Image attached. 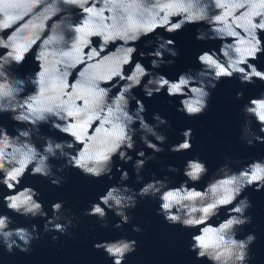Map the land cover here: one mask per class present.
Segmentation results:
<instances>
[{"label": "water", "instance_id": "water-1", "mask_svg": "<svg viewBox=\"0 0 264 264\" xmlns=\"http://www.w3.org/2000/svg\"><path fill=\"white\" fill-rule=\"evenodd\" d=\"M10 3L12 18L9 26L0 31V38L6 40L10 36L17 35L22 47L29 45L22 52L25 62L15 67L14 71L19 75L35 71L43 72L45 69L50 74L54 73L51 91L41 95L36 93L34 88L28 89L37 96L41 104L53 103L57 98L66 99L75 95L76 107H83L84 98L92 95L93 90L83 86L77 91L76 86L79 83V73L90 65H96V71L101 76L111 73L117 67L121 68L124 77H112L105 85L112 88V95H116L120 91L118 86H121L128 74L133 72L135 62L141 59L139 52L149 50L145 48V40L142 39L136 44L138 51L134 57L128 64H122L124 57L129 55L127 48L131 47V44L113 40L102 47L101 37L93 33L103 26L112 28L113 12L98 0H88L82 9L72 10L76 26L83 29L79 37H65L59 27L52 29L53 22L59 17L54 14L55 6H49L47 0L35 7L27 3V0H10ZM131 6L143 7L137 0H132ZM159 8L160 16L167 14L171 23L180 22L185 12H191L193 16L202 14V10L188 0H160ZM260 10V4L250 8L248 4L241 6L237 0H228L224 8L214 13L217 19L227 18L232 24L234 35L224 42L220 39L208 41L196 39L197 29L209 27L205 22L187 24L182 30L171 35L163 28L157 30L159 34L176 41L180 56L173 58L166 55L167 59H175V64L155 69L169 78L168 82H160L159 86L165 88L164 91L148 98L142 91L143 85L134 89L135 96L142 100L147 108L145 115L149 122H155L153 113L158 112L167 117L172 125L171 128L165 126L161 129L168 136V141L164 145L165 151L157 153L156 160L148 161L142 172V182H137L132 163H124L118 156L114 157V179L103 177L94 180L84 176L78 169L72 168L67 170L68 179L59 188L38 175H30L32 164H26L21 168L19 164H12L0 158V234L11 232V238L18 239L17 231L34 235V226L40 230V239L33 240L27 253L21 252L18 248L13 253H8L0 245V264H238L236 256L240 249L238 243L232 241L237 238L242 239L249 232H255L257 236L256 242L251 246V264H264V189L256 191L255 185L245 189L243 195L248 196L252 201V208L248 210V214L253 217V221L238 230V237L235 235L237 214L231 211L235 202V193L240 187L247 184H264V144L257 143L254 147H248L240 139V136L252 138L261 127H264V122L259 119L264 115V84L257 81L255 85H242L236 77L223 78L212 90L210 108L202 116L190 118L176 110L180 101L194 107L199 104L200 98L196 91L198 86L193 83L181 85L177 79L181 72L189 68L202 67L198 62L199 54L208 51L207 54L217 60L218 64L227 66L219 53L222 43L229 51L237 45L246 51L258 41L259 48L264 49V31L250 32L241 27V24L247 23L252 14ZM92 11L102 13L103 25L96 21L84 23ZM45 16H47L46 20ZM4 19L8 17L0 15V20ZM256 20L258 22L259 17H256ZM41 22L44 25L43 30L39 27H31L32 24ZM132 23L133 26L139 24L135 16ZM92 52H96L95 57L91 55ZM257 54L259 59L256 61L249 59V62L256 63L257 70L264 72V52ZM6 55V50L0 49V56ZM76 58H79V62L65 80L61 73L67 67L69 60ZM150 59H143L142 62L146 67H150ZM211 72L212 66L206 65L203 76L207 77ZM10 79L11 77H4L0 79V83L10 87ZM169 83L179 88L174 94L175 97L167 95L166 88ZM241 89L244 90V98L236 100V92ZM242 106H246L247 114L240 112ZM136 107V101L132 100L131 108L134 110ZM69 123L79 124L86 139L100 132V122L95 120L88 122L86 117L79 120L71 119ZM25 126L12 120L10 114H0V128L5 129L0 134V150L11 149L8 155H15L22 147L14 137L16 129ZM188 128L193 130L192 141L190 135H181V132ZM40 131L57 140L70 139L59 131L52 130L48 124H42ZM113 131L105 126L102 135H110ZM259 134L264 135V133ZM136 139L137 151L144 148L146 153L152 154L151 149L145 148L140 143L139 135ZM191 143L193 145L191 150L185 151L184 146ZM171 145L176 153L168 151ZM37 146L42 147V142L37 141ZM76 148H80L83 152L89 148V143L81 141ZM130 154L134 159L136 158V152ZM225 157L231 158L233 164L217 172L219 166L225 162ZM197 158L207 163L208 173L206 175L202 172L197 173L202 177L198 183L189 182V185H182L186 180L182 174L185 162L191 159V170L195 172L200 166ZM50 162L56 167L64 163L55 159ZM168 164H175L181 169V173L169 172ZM116 166H122L129 171L131 178L124 183L136 189L154 177L167 176L170 181L167 188H164L163 184L155 187L162 198L172 195L173 200L179 205L177 213H183L193 221L192 229H185L179 224L166 223L156 212L160 202L152 199H142L137 208L130 211L134 217L132 223L139 224L144 229L139 234L132 231L131 224L125 225L122 230L114 229L112 224L119 217L113 216L111 212L108 214L109 227L106 229L101 227V222L96 217L83 215L84 209L89 207L90 202L98 200V197L105 194L111 185L120 183L121 172L116 171ZM14 174L15 179L12 178ZM114 194L120 193L116 191ZM57 201H64L65 214L76 213L78 220L74 222V227L69 229V234L61 235L58 241H53L52 236L60 234L45 232L44 226L46 223L49 226L56 223L50 205ZM184 201L188 203L185 204ZM40 202L43 203V207L35 208V215L24 213V208ZM202 208H208V212L200 211L199 209ZM185 209L187 211H184ZM192 235L198 241L203 240L201 247L209 254L201 260H197L196 254L189 251ZM2 239L3 236L0 235V240ZM130 239H136L138 247L124 260L132 244ZM95 244L100 249L94 247ZM210 257H215V260Z\"/></svg>", "mask_w": 264, "mask_h": 264}, {"label": "clouds", "instance_id": "clouds-1", "mask_svg": "<svg viewBox=\"0 0 264 264\" xmlns=\"http://www.w3.org/2000/svg\"><path fill=\"white\" fill-rule=\"evenodd\" d=\"M45 0H27L32 7L41 5ZM103 3L109 10L113 12L112 28L103 26L98 29L94 35L101 37V46H106L110 41L120 40L125 44H131L127 48L128 56H125L122 64H128L134 54L138 51L136 44L142 39L145 40V48L148 51H140V60L134 64L133 72L128 74L124 79L123 84L118 86L120 91L116 95H112V88L105 85L112 77H124L120 67L115 68L111 73L101 76L97 73L96 65H90L87 69L79 73V83L77 84V91L83 86H87L92 91V95L84 98V106L76 107L77 96H70L66 99L57 98L53 103L41 104L37 96L28 91L34 88L36 93L43 95L46 91H51L53 86L54 73H49L47 69L43 72H30L26 75H19L14 71L15 67H19L25 62L22 52L26 50L29 45L20 44L17 35L8 37L6 40L0 38V49L7 52L6 56H0V79L4 77H11L9 80L10 87H6L4 83H0V114H10L12 120L18 124H24L25 127H18L16 129L17 142L22 147L17 150L15 155L9 156L11 149L0 150V158L12 164H19L23 168L26 164H32L30 175L40 176L48 180L56 187H62L67 181V170L75 168L78 169L84 176L90 177L94 180H100L107 177L109 180L114 179V157H119L124 163H132L133 170L136 174L138 183L143 181L142 172L150 160H156L157 153L165 151L164 145L168 141L166 132L161 129L165 126L171 128L172 125L167 117L160 113H153L154 123L149 122L145 113L147 108L144 102L138 99L134 94V89L142 87V91L148 98L161 93L165 88H161L160 82H168L169 78L161 73L155 71L165 65L175 64V59H167L170 57H179L180 51L176 47V41L167 38L158 33V29L163 28L168 34H174L182 30L187 24H195L205 22L209 27L207 29H197L196 39L198 41H208L220 39L224 42L229 37L234 35L232 31V24L227 18L217 19L214 14L217 10L225 7L228 0H188L189 3H194L198 9L202 10V14L193 16L191 12L183 13V19L178 23H171L167 18V14L160 16L161 9L159 8L160 0H137L143 7L133 8L131 6L132 0H98ZM243 6L248 4L250 8L256 7L260 4L261 10L255 12L247 20L246 24H241L246 31L255 32L257 30L264 31V0H237ZM49 6H55L54 13L59 17L52 24V29L59 27L64 33L65 37L74 36L79 37L83 29L76 26L73 16L74 8H83L88 0H47ZM10 0H0V15L8 17V19L0 20V31L7 28L11 21ZM139 21L138 26H133V17ZM256 17H259L257 22ZM47 19V16L44 17ZM102 13L92 11L88 19L84 21L85 24L96 21L103 25ZM238 23V22H237ZM31 27H39L43 30V23L32 24ZM259 42L246 51H243L240 46H233L229 51L222 43L219 53L224 58L227 66H221L217 60L212 59L207 52L204 51L198 55V62L202 65L200 69L189 68L187 71L181 72L178 76L181 85H188L189 83L196 84L198 87L199 104L192 106L179 102L176 110L183 113L185 116L194 118L202 116L209 108L212 98V90H214L221 79L233 78L239 79L242 85H255L257 81L264 84V72L258 71L256 63L249 62L259 59L257 53L264 52V49L259 48ZM214 51H216L214 49ZM71 55V54H66ZM93 57L96 52H92ZM145 58L150 59V67H146L142 62ZM79 58L71 59L67 67L64 68L61 75L66 80L75 69ZM206 65L212 66V72L207 77L203 76V69ZM147 80L145 81V78ZM169 97H175L179 88L172 83H169L166 88ZM244 90L236 92V100L244 98ZM132 100L136 101L137 107L133 110L131 108ZM240 112L247 114L246 106L240 108ZM86 117L88 122L93 120L100 122V132L96 136L85 138L83 130L79 124H71V119ZM261 122H264V115L259 117ZM48 124L52 130H57L60 133L70 137V139L57 140L52 136H47L41 133L40 126ZM107 126L114 131L109 134H103L104 127ZM5 129L0 128V134ZM264 127L259 129V132L254 134L252 138H245L240 136V139L248 147H254L257 143L264 144ZM137 135L139 141L145 148L151 149L152 154L146 153L144 148L137 151ZM182 136L190 135L191 141L193 139V130L191 128L184 129L181 132ZM37 141L42 142V147L37 146ZM81 141L89 143V148L83 152L80 148L77 149V144ZM193 147L185 145V151L191 150ZM176 153L174 147L171 145L168 149ZM136 152V158L130 154ZM62 160L64 163L59 167L54 166L51 160ZM190 160L185 162L182 174L186 180L182 183L192 184L198 183L201 180L203 173L206 175L209 171L207 163L200 161V166L196 168L195 172L191 170ZM134 161V162H133ZM231 158L225 157V162L222 163L217 172L225 168L231 167ZM169 172L181 173V169L175 164H168ZM116 171L121 172L120 183L108 187L105 194L100 195L98 200L90 202L89 207L84 209L83 215L88 217H96L101 222L102 228L109 227V212L115 217H119L112 227L114 229H124L125 225H132V231L135 233H142L144 229L139 224H133L134 217L130 214L139 205L142 199L158 200L159 206L156 209L158 215L163 217L164 221L170 225L179 224L185 229H192L193 221L183 213H177L179 206L173 200L171 194L166 197H161L155 185L163 184L167 188L170 184L167 176L163 178L154 177L147 183H143L139 189L133 188L124 183L131 178L127 169L122 166H116ZM58 173H65L60 175ZM6 175V173H5ZM15 179V174L12 177ZM255 179V177H253ZM6 182V181H5ZM255 185V190L260 191L264 189V184H247L240 187L235 193L234 206L231 211L237 214L235 219V235L238 237V230L245 225L251 224L253 217L248 214V210L252 208V201L248 196L243 195L247 187ZM163 190V189H162ZM119 191V195L114 192ZM38 192V191H37ZM39 194V192H38ZM185 204L188 201H184ZM15 208V205H13ZM43 207V203L33 205L32 207L24 208V213H33L35 215V208ZM55 217L56 223L49 226L48 223L44 226L45 232L59 233L60 235H53L52 240L58 241L61 235L69 234V229L74 227V222L78 220L76 213L71 215L65 214V202L57 201L50 205ZM207 213L208 208L199 209ZM19 211V209H17ZM184 211H187L185 209ZM196 211V209H193ZM176 213V214H174ZM46 215V213H45ZM35 234H30L24 231H17L18 239H13L11 232H4L0 235L3 239L0 240V245L8 253H13L15 249L21 252H29L33 240L40 239V230L34 226ZM132 244L128 248L127 255L134 253L138 247L136 239H130ZM257 236L255 232H249L242 239L233 240V243H238L240 249L236 260L238 264H251L252 254L251 246L256 242ZM22 241V243H21ZM203 240H197L193 235L191 236V243L189 251L196 254V259L201 260L206 253L201 245ZM97 249H100L96 244ZM108 255V254H107ZM111 259V257H109ZM215 260V257H210Z\"/></svg>", "mask_w": 264, "mask_h": 264}]
</instances>
